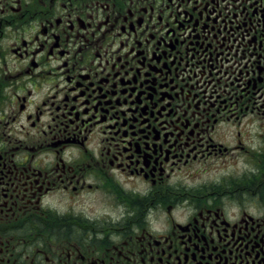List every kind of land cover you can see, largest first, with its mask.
Segmentation results:
<instances>
[{"label":"flooded vegetation","instance_id":"af4514ba","mask_svg":"<svg viewBox=\"0 0 264 264\" xmlns=\"http://www.w3.org/2000/svg\"><path fill=\"white\" fill-rule=\"evenodd\" d=\"M0 264H264V0H0Z\"/></svg>","mask_w":264,"mask_h":264}]
</instances>
